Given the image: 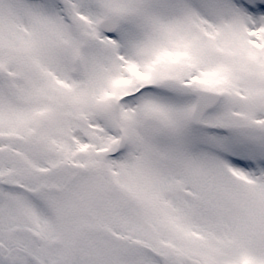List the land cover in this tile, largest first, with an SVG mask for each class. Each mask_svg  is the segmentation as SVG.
Wrapping results in <instances>:
<instances>
[{"label":"snow or ice","instance_id":"6c2138e0","mask_svg":"<svg viewBox=\"0 0 264 264\" xmlns=\"http://www.w3.org/2000/svg\"><path fill=\"white\" fill-rule=\"evenodd\" d=\"M0 264H264V0H0Z\"/></svg>","mask_w":264,"mask_h":264}]
</instances>
